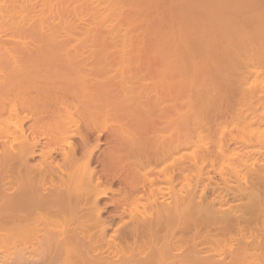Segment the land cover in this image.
I'll list each match as a JSON object with an SVG mask.
<instances>
[{"label": "bare ground", "instance_id": "obj_1", "mask_svg": "<svg viewBox=\"0 0 264 264\" xmlns=\"http://www.w3.org/2000/svg\"><path fill=\"white\" fill-rule=\"evenodd\" d=\"M0 264H264V0H0Z\"/></svg>", "mask_w": 264, "mask_h": 264}, {"label": "rangeland", "instance_id": "obj_2", "mask_svg": "<svg viewBox=\"0 0 264 264\" xmlns=\"http://www.w3.org/2000/svg\"><path fill=\"white\" fill-rule=\"evenodd\" d=\"M114 51H116V50H114ZM135 51H136V50H135ZM135 51H134V52H135ZM116 52H117V51H116ZM116 52H115V53H116ZM132 52H133V51H132ZM144 52H145V51H144ZM118 56H119V55H118ZM118 56H117V57H118ZM115 57H116V56H115ZM118 58H119V60H118L117 58H115V61H111V60H109L111 63L109 62L110 64H109L108 68H110L111 71L113 70L112 72H114L115 69H116V71L118 72V69L120 70L121 65H123L122 68H124V67L127 66V63L129 62L128 58H127V59H124V60H121L120 57H118ZM112 59H114V58L112 57ZM133 59H134V58H133ZM136 59H137V58H135V60H136ZM142 59H143V58H142ZM144 59L146 60V58H144ZM117 60H118V61H117ZM127 60H128V61H127ZM130 60H131V58H130ZM135 60H134V61H135ZM137 60H138V59H137ZM137 60H136L135 62L133 61V64H132V62H131L130 64H132V65L134 66V65H136V64H134V63L137 62V65H138V64H139V61L141 62V59H139L138 61H137ZM120 61H122V63H121ZM126 61H127V62H126ZM131 61H132V60H131ZM147 61H148V60H147ZM143 62H145V61H143ZM118 63H119V64H118ZM147 63L149 64V61H148ZM120 64H121V65H120ZM130 64L128 63V66H127L128 69H129V67H130V66H129ZM125 65H126V66H125ZM137 65H136V66H137ZM140 65H141V64H140ZM143 65L145 66V64H143ZM118 66H119V67H118ZM136 66H135V67H136ZM111 67H113V69H112ZM114 67H117V68L114 69ZM146 67H148L147 64H146ZM122 68H121V69H122ZM136 68L138 69V68H139V65H138V67H136ZM136 68H135V69H136ZM140 68L144 69L142 65H141ZM125 69H126V68H124V70H125ZM133 69H134V67H133ZM116 71H115V72H116ZM104 136H105V137H104ZM106 137H109L108 134H104V135L102 136V138H101V143H100V145H99V147L97 148V151H96V155H97V157L99 156L98 153H97L98 151H99V152H101L102 150L105 151V148H106L105 145H106V144H103V143H107V138H106ZM105 138H106V139H105ZM102 141H104V142H102ZM102 144H103V145H102ZM103 151H102V152H103ZM102 152H101V153H102ZM99 154H100V153H99ZM102 154H103V153H102ZM101 156H102V155L100 154V157H101ZM114 189H116L115 186H114ZM103 202H104V207H105V206L107 205V200L104 199V200L102 201V203H103ZM107 209H109V210H108V213H110L109 211H111V208H107ZM108 213L106 212V213L104 214V217H108V216H109Z\"/></svg>", "mask_w": 264, "mask_h": 264}]
</instances>
